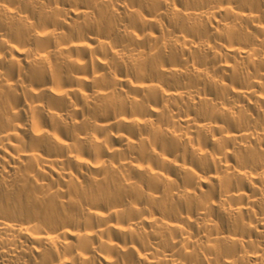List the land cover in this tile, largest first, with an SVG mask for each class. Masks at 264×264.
<instances>
[{"label": "bare ground", "instance_id": "bare-ground-1", "mask_svg": "<svg viewBox=\"0 0 264 264\" xmlns=\"http://www.w3.org/2000/svg\"><path fill=\"white\" fill-rule=\"evenodd\" d=\"M0 264H264V0H0Z\"/></svg>", "mask_w": 264, "mask_h": 264}]
</instances>
